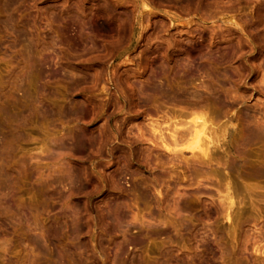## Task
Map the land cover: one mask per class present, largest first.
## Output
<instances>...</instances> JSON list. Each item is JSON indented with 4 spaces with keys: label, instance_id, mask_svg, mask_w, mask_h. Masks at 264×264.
I'll list each match as a JSON object with an SVG mask.
<instances>
[{
    "label": "rangeland",
    "instance_id": "obj_1",
    "mask_svg": "<svg viewBox=\"0 0 264 264\" xmlns=\"http://www.w3.org/2000/svg\"><path fill=\"white\" fill-rule=\"evenodd\" d=\"M0 127V264H264V0H0Z\"/></svg>",
    "mask_w": 264,
    "mask_h": 264
},
{
    "label": "bare ground",
    "instance_id": "obj_2",
    "mask_svg": "<svg viewBox=\"0 0 264 264\" xmlns=\"http://www.w3.org/2000/svg\"><path fill=\"white\" fill-rule=\"evenodd\" d=\"M12 1V0H11ZM10 5H8V7H9ZM6 8V7H5ZM2 9V8H1ZM205 88V87H204ZM194 96V95H193ZM193 96H191V97H193ZM194 98V97H193ZM195 98H196V96H195ZM189 101V100H188ZM182 102V101H181ZM184 102H186L185 100H184ZM184 102H183V104H184ZM178 103H180V102H178ZM186 103H188V102H186ZM189 104V103H188ZM190 105H191V103H190ZM198 108V107H197ZM191 110H194V108L193 109H191ZM196 111V110H195ZM53 112H51V114H52ZM194 113V112H193ZM193 113H191V114H193ZM196 114V113H195ZM194 114V116H196V118L194 119V121H193V124H191V125H193V127H191V129L190 128H186L187 130L186 131H188V132H186L187 134L185 135H183V134H181V135H183V136H181L180 135V139H179V142H182V144H183V142H185L186 144H188L187 145V147L185 148V149H187V150H190V151H193V153H194V151H198L199 153H200V155H202V157L203 158H208V151H209V145L210 144H212L211 142V139H210V137H209V130H208V128H207V121L204 119V118H201V117H198L197 115H195ZM53 115V114H52ZM3 129V127H0V132L1 131H3L2 130ZM255 130V129H254ZM259 130V129H258ZM262 130V129H261ZM175 132H177L176 130H174V134H175ZM0 134H4V132H2V133H0ZM176 136H178V134L176 135H173V137H176ZM2 137H4V135L2 136ZM1 137V138H2ZM177 138V137H176ZM179 138V137H178ZM177 138V139H178ZM4 140H5V138H3ZM206 140H207V142H206ZM177 142H178V140H174V142L172 143V144H175V145H173V147L174 146H177ZM1 145V144H0ZM175 148V147H174ZM172 149V148H171ZM172 152H174V153H176L175 151H172ZM179 152V151H178ZM198 153V154H199ZM176 154H179V153H176ZM197 154V155H198ZM263 171V170H262ZM263 173V172H262ZM227 197V196H226ZM226 201V200H225ZM227 201H228V206L227 207H225L226 208V210H230L231 209V206H232V201H231V198L230 197H227ZM117 208V207H116ZM115 213H117V212H115ZM117 216V215H116ZM227 218H228V216H227Z\"/></svg>",
    "mask_w": 264,
    "mask_h": 264
}]
</instances>
